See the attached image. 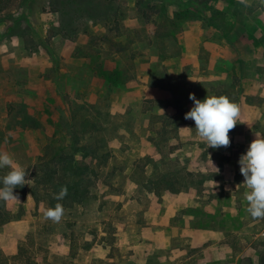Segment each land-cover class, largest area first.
Returning a JSON list of instances; mask_svg holds the SVG:
<instances>
[{
  "label": "rangeland",
  "instance_id": "1",
  "mask_svg": "<svg viewBox=\"0 0 264 264\" xmlns=\"http://www.w3.org/2000/svg\"><path fill=\"white\" fill-rule=\"evenodd\" d=\"M221 91L239 113L208 169L184 117ZM74 105L107 130L108 165L58 222L7 201L24 216L0 227V264H264L238 164L264 134V0H0V151L26 170L69 140ZM162 174L191 188L156 197Z\"/></svg>",
  "mask_w": 264,
  "mask_h": 264
},
{
  "label": "trees",
  "instance_id": "2",
  "mask_svg": "<svg viewBox=\"0 0 264 264\" xmlns=\"http://www.w3.org/2000/svg\"><path fill=\"white\" fill-rule=\"evenodd\" d=\"M145 16L148 18L147 15ZM206 96L196 99L203 100ZM215 96L230 98L227 91L216 93ZM188 103L193 101L190 100ZM77 112V107L74 105L70 111L69 140L67 142L58 140L57 144L50 142L36 162L25 170L28 174L26 179L30 182L14 189V193L22 200L21 204L25 202L28 195H31L37 208L40 205L54 208L59 203L63 209H73L92 199V190L100 180L110 158L109 143L105 137L107 130L92 124L87 118L79 123ZM24 127L37 128L38 125L33 121ZM2 133L0 129V142ZM201 146L200 158L204 159L203 166L209 169L208 154L211 150L207 148V144L203 143ZM8 171L7 167L0 169V177L6 175ZM155 182L156 184L150 187L149 191L154 192L156 197H161L164 192L177 193L191 188V186L182 187L177 179L164 174L159 175ZM65 188L66 195L57 200L55 197ZM23 216V206L20 205L19 212L15 214L8 208L7 202L0 200V227L20 220ZM23 248L20 246L16 259H22Z\"/></svg>",
  "mask_w": 264,
  "mask_h": 264
},
{
  "label": "clouds",
  "instance_id": "3",
  "mask_svg": "<svg viewBox=\"0 0 264 264\" xmlns=\"http://www.w3.org/2000/svg\"><path fill=\"white\" fill-rule=\"evenodd\" d=\"M189 99L194 106L184 118L195 122V130L207 142V148L229 146L228 133L237 124L238 105L226 96L207 95L203 100H197L194 95H190ZM255 136L246 153L240 156L238 164L244 177L242 185L249 190L245 193L246 211L252 218H264V134L257 132ZM6 167L9 171L0 177V200L18 201L19 197L14 189L30 182L26 179L28 174L8 152L0 151V169ZM66 192V188L62 189L55 198L62 199ZM63 212L62 205L57 203L54 208L50 207L45 211V218L58 222Z\"/></svg>",
  "mask_w": 264,
  "mask_h": 264
},
{
  "label": "crops",
  "instance_id": "4",
  "mask_svg": "<svg viewBox=\"0 0 264 264\" xmlns=\"http://www.w3.org/2000/svg\"><path fill=\"white\" fill-rule=\"evenodd\" d=\"M18 224H23V223H18Z\"/></svg>",
  "mask_w": 264,
  "mask_h": 264
}]
</instances>
